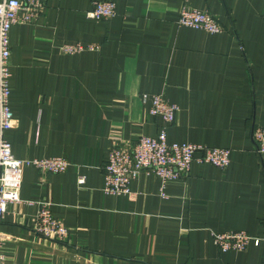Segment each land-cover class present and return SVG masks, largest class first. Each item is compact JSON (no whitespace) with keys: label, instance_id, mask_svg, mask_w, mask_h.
I'll return each instance as SVG.
<instances>
[{"label":"crops","instance_id":"crops-1","mask_svg":"<svg viewBox=\"0 0 264 264\" xmlns=\"http://www.w3.org/2000/svg\"><path fill=\"white\" fill-rule=\"evenodd\" d=\"M95 1L44 0L37 20L10 30L17 124L5 136L19 159L61 156L69 166L24 168L22 201L0 222L8 263L264 264V160L252 136L264 126V0H188L218 19V33L179 25L185 0H111L117 14L105 20L87 16ZM79 42L96 48L61 50ZM145 93L179 106L169 142L230 148V164L194 160L166 196L147 172L129 194H106L112 143L133 147L165 125ZM40 201L67 226L64 243L34 230ZM210 230L261 241L224 252Z\"/></svg>","mask_w":264,"mask_h":264},{"label":"built area","instance_id":"built-area-1","mask_svg":"<svg viewBox=\"0 0 264 264\" xmlns=\"http://www.w3.org/2000/svg\"><path fill=\"white\" fill-rule=\"evenodd\" d=\"M183 4L178 24L181 26L202 29L210 33L223 31L218 19L207 11H202ZM44 0H0V222L3 220L11 204L21 202V186L23 171L26 166H34L44 173H62L69 162L61 156L47 158L19 159L12 151V144L5 132L16 126L17 118L10 105L12 76L10 67L11 27L19 22H34L40 16ZM24 11V15L20 14ZM116 3L111 0H96L87 16L95 20H105L116 16ZM96 46L83 43L64 44L61 50L65 53H76ZM142 101L151 100L150 113L160 116L165 125L156 136L143 135L133 147L112 143L104 166V192L111 195L129 194L130 185L141 172L154 174L161 179V195L166 196L167 182L186 177L191 163H210L218 168H226L230 164L231 149L227 147H210L191 142H169L167 125L176 120L179 112L177 103L171 102L163 94H143ZM257 151L264 160V126H256L252 131ZM84 176L78 182L84 183ZM39 209L34 222V230L41 236L57 243H64L68 236V228L63 221L52 213L49 203L38 202ZM215 244L222 251H243L254 243L258 245L260 237L250 235L246 231L216 232L210 230ZM3 238L0 234V264H9L2 251Z\"/></svg>","mask_w":264,"mask_h":264}]
</instances>
